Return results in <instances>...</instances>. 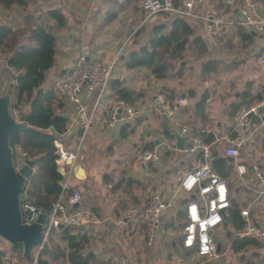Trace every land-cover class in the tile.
I'll use <instances>...</instances> for the list:
<instances>
[{
	"label": "crops",
	"instance_id": "obj_1",
	"mask_svg": "<svg viewBox=\"0 0 264 264\" xmlns=\"http://www.w3.org/2000/svg\"><path fill=\"white\" fill-rule=\"evenodd\" d=\"M229 1L194 0V15L186 19L193 36L205 40L207 51L199 56L196 48H188L184 58L163 79L155 78L146 68H127L124 62L131 49L147 41L154 24L169 23L176 11L161 12L141 23L138 0H29L26 9L0 6V26L12 28L22 26L26 14L39 17L53 8L64 14L66 24L55 29L54 63L44 81V87L53 88L59 97L62 96L56 87L57 79L77 63H89L96 58L115 60L117 51L124 50L125 55L116 60L112 80L120 79L132 92L134 114L110 122L109 108L116 94L111 86L102 96L97 89L88 100L90 125L81 134L76 126L72 128L74 134L56 137L64 148L78 147L70 170L62 174L67 185L77 186L83 192L77 209L90 210L99 218L98 222L72 230L87 237L84 253L90 258L88 264H264V238L246 236L257 239L260 245L236 249L232 230L237 227L228 218L213 232L217 242L214 256H198L182 245L185 206L195 196L181 188L180 179L201 164L203 157L201 152L188 154L175 148L169 122L180 134L184 126L191 132L184 148L194 143V136H199L209 149V157L215 154L230 162L229 171L225 167H220L219 173L215 171L226 182L229 199L239 210L237 217L244 224L240 211L247 209L249 221L264 228V195L255 197L257 180L251 167L259 163L264 168V112L247 117L251 134L238 155L230 156L233 160H229L226 154L234 136L235 106L248 101L243 96L250 100L259 95L264 98V36L248 27L239 11L242 4L253 1L264 12V0ZM206 10H215L227 22L225 36L218 45L211 43L197 19ZM207 60L216 61L217 67L203 74L202 64ZM0 67L9 73L2 54ZM0 74V85L4 82L3 85H9L6 90H12L15 78L7 79ZM170 92L174 97L172 104L166 98ZM261 103L255 101L253 105H264ZM61 111L69 116V127L72 111L65 100ZM165 130L171 135L167 136ZM199 132L205 135H198ZM207 138L210 140L206 142ZM18 148L17 162H21L22 151ZM153 148L158 150V160L139 165L138 155ZM213 161L212 156L210 163ZM238 166L245 171L240 173ZM152 192L162 197L166 208L160 213L156 237L148 244L142 212ZM54 238L55 243L65 247L60 236ZM46 242V247L33 254V261L42 248L51 249L50 242L47 239ZM0 249L5 251L4 264H17L15 259L31 264L2 238ZM46 259L50 264L51 261L70 264L63 257Z\"/></svg>",
	"mask_w": 264,
	"mask_h": 264
},
{
	"label": "trees",
	"instance_id": "obj_2",
	"mask_svg": "<svg viewBox=\"0 0 264 264\" xmlns=\"http://www.w3.org/2000/svg\"><path fill=\"white\" fill-rule=\"evenodd\" d=\"M181 1L173 0L174 6L178 7ZM28 3L29 0H0V6L3 8L16 6L26 9ZM186 18L176 14L169 23L154 24L147 41L138 44L128 52L124 62L125 66L127 68H146L155 78L163 79L184 58L188 48H196L199 56H203L207 51L205 40L201 36H193V29ZM50 21H53V24ZM65 24L64 14L59 9L53 8L39 17L26 14L22 26L15 28L0 26V54L5 57L6 66L15 78L12 87L11 110L16 111L19 120L27 117L28 124L32 127L22 134L11 133L10 146L12 149L18 146L22 153L29 158L38 157L37 172L28 181L27 199L39 205L42 211L47 214L63 191L65 177L58 171L55 161L54 140L57 135L67 131L69 118H65L61 111L64 107L63 98L59 97L53 88H45L44 81L46 72L54 63L55 29L63 27ZM216 67V61L207 60L202 64V73L209 74L215 71ZM121 82L120 79H114L110 83L111 89L116 94V99L133 104L135 98L132 96V92ZM166 98L172 104L174 98L172 93L166 94ZM242 99L248 101L242 102L241 106H235V112L241 107L254 106L255 101L264 103V98L260 95L251 100L246 96H243ZM204 100L205 97L202 98L198 106H201ZM258 105L260 107V104ZM165 133L167 136L171 135L169 130H165ZM198 135H205V133L199 132ZM204 140L207 142L210 139ZM212 156L214 161L210 165L214 170L217 169L219 173L220 167H225L229 171L230 162L224 157H216L215 154H212L209 160ZM238 212L239 210L230 201V206L223 214V221L228 218L234 226L241 228L243 220L237 217ZM74 228L60 226L58 231H51L47 236V241L52 247L51 249L42 248L37 254L36 263L50 264L46 257L51 260L63 257L70 264H88L90 258L84 253L87 237L81 233H72ZM55 235L60 236L65 242V247L62 248L55 243ZM236 243L238 244L236 245ZM233 244L237 249L238 246L242 248L249 244L259 246L260 242L245 236L235 238ZM12 249L18 256H21V244H12ZM4 255L5 251L0 249V264H4Z\"/></svg>",
	"mask_w": 264,
	"mask_h": 264
},
{
	"label": "built area",
	"instance_id": "obj_3",
	"mask_svg": "<svg viewBox=\"0 0 264 264\" xmlns=\"http://www.w3.org/2000/svg\"><path fill=\"white\" fill-rule=\"evenodd\" d=\"M65 1V0H61ZM229 1V0H228ZM141 13V23L146 22L152 16L161 12H177L185 17H192L194 0H182L178 8H175L173 0H138ZM230 2V1H229ZM240 16L242 21L254 30L257 34L264 36V12L253 2L248 1L241 5ZM203 28L209 35L211 43L218 45L225 36L227 22L215 10H206L197 15ZM124 50L120 48L116 53V59L104 61L96 58L89 63L79 62L63 74L56 81V87L72 111V120L63 136H69L79 126L86 129L91 122L88 113V100L95 90H99L102 96L110 90L115 63L119 56H124ZM89 69V70H88ZM18 72L16 71V74ZM263 104V103H262ZM259 105L248 108L241 107L235 114L233 138L229 141L226 154L236 156L239 148L246 142L251 134L247 115L249 112L258 114ZM118 110L120 112L118 113ZM135 109L127 101L116 99L109 108V120L114 122L117 115L120 118H128L134 114ZM181 134H190L187 127L181 128ZM194 143L183 148L185 153L201 152L203 162L187 171L180 179V186L195 198H191L186 206V221L183 227L182 245L195 251L201 257H212L217 252V242L213 232L223 224V214L230 206L228 188L225 180L211 167L209 160V149L203 143L202 138L194 136ZM56 163L62 168L66 160H75L78 156V147L64 148L61 140L55 139ZM201 150V151H200ZM24 153H22L23 157ZM156 148L144 150L138 155L137 163L146 165L149 162L158 160ZM22 161L16 166L19 168ZM243 166H238L240 173L245 171ZM252 171L257 180L255 197L264 195V168L256 163ZM66 173V172H65ZM28 181L20 193L22 198L21 208L25 223L30 224L37 220L42 211L41 207L27 199ZM83 200V192L77 186H69L63 183V191L54 202L51 211L47 214L46 227L44 230L45 239L48 234L60 226L79 227L99 221L98 216L87 209H77ZM77 206V207H76ZM76 207V208H75ZM166 208V204L157 192H152L144 206L142 221L146 226L147 243L151 244L159 227L160 213ZM244 218L241 228L232 230L234 238L245 236H257L264 238V228L251 223L248 219V210L240 211ZM31 264H37L36 260Z\"/></svg>",
	"mask_w": 264,
	"mask_h": 264
},
{
	"label": "water",
	"instance_id": "obj_4",
	"mask_svg": "<svg viewBox=\"0 0 264 264\" xmlns=\"http://www.w3.org/2000/svg\"><path fill=\"white\" fill-rule=\"evenodd\" d=\"M12 95L11 89L5 92L0 91V238L10 244H21L22 257L27 262L32 263L34 249L47 246L44 235L47 213L41 212L37 220L30 224L25 223L23 219L20 193L25 188L27 180L37 172L35 164L38 157L29 158L24 154L22 165L16 168L14 164L13 149L9 142L10 134H22L32 127L28 124L27 117L19 121L12 114ZM119 112L120 110H118ZM258 112H264V105L258 108ZM252 115L254 113L249 112L247 117ZM63 116L65 118L69 117L68 114ZM169 128L174 137L173 145L175 148L182 150L185 141L191 139L190 135L180 134L176 128L172 127L171 122H169ZM83 131L84 128L80 127L77 133L81 134ZM72 133L74 134L75 132ZM227 158L233 160L230 156ZM71 162V159H67L66 167L58 168V171L61 174L69 171Z\"/></svg>",
	"mask_w": 264,
	"mask_h": 264
},
{
	"label": "rangeland",
	"instance_id": "obj_5",
	"mask_svg": "<svg viewBox=\"0 0 264 264\" xmlns=\"http://www.w3.org/2000/svg\"><path fill=\"white\" fill-rule=\"evenodd\" d=\"M177 66V65H176ZM2 67H0V73H2L3 75H5V77L7 76V79H11V76H12V72L11 71H9V73H6V72H4V69H2ZM15 74V73H14ZM1 75V74H0ZM2 77V76H1ZM5 77H3V78H5ZM10 77V78H9ZM8 82H10V80L8 81ZM3 83L4 82H2V84L0 85V91L1 92H4L5 90H6V88L7 87H9V85L8 86H6V84L5 85H3ZM11 112H12V114L14 115V117L16 118V120H19L18 119V116H17V114H16V111H12L11 110ZM19 121H21V120H19ZM17 148L18 147H16L15 149H14V151H13V154H14V164L17 166L20 162H17V158H18V152H17ZM19 149V148H18ZM21 157V156H20ZM19 157V158H20ZM18 161H20V160H18ZM9 246V245H8ZM38 248H36V249H34V252H33V254H34V256L36 255V253H37V251L39 250H37ZM16 261H17V264H26L25 263V261H23V260H21L20 259V261L18 260V259H15ZM19 261V262H18ZM51 264H63V263H58V262H55V261H51Z\"/></svg>",
	"mask_w": 264,
	"mask_h": 264
}]
</instances>
